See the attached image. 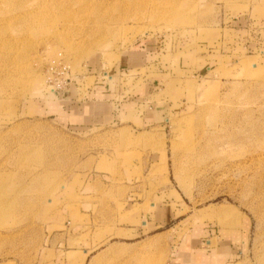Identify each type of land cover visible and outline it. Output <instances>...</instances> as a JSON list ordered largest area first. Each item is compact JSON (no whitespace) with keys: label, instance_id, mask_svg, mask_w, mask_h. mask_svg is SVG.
Masks as SVG:
<instances>
[{"label":"rangeland","instance_id":"obj_1","mask_svg":"<svg viewBox=\"0 0 264 264\" xmlns=\"http://www.w3.org/2000/svg\"><path fill=\"white\" fill-rule=\"evenodd\" d=\"M38 1L0 0V264H175L192 235L264 264V0ZM52 66L130 108L61 123Z\"/></svg>","mask_w":264,"mask_h":264},{"label":"crops","instance_id":"obj_2","mask_svg":"<svg viewBox=\"0 0 264 264\" xmlns=\"http://www.w3.org/2000/svg\"><path fill=\"white\" fill-rule=\"evenodd\" d=\"M149 53L137 50L126 54L118 66L119 73H122L121 69L130 71L147 63ZM68 78V85L59 91L44 84L38 97L42 109L50 115H55V118L67 126L91 128L108 119L119 117L130 108L132 102L125 99V94H121V83L116 75L99 78L94 80L93 84L87 83L85 79ZM195 238L196 236L192 235L187 239L189 244L185 245L186 257H178L175 264H191L192 261L196 264H229L226 260L233 255V242L219 239L215 244L209 241L207 246H203L202 241L195 244Z\"/></svg>","mask_w":264,"mask_h":264},{"label":"built area","instance_id":"obj_3","mask_svg":"<svg viewBox=\"0 0 264 264\" xmlns=\"http://www.w3.org/2000/svg\"><path fill=\"white\" fill-rule=\"evenodd\" d=\"M58 67L59 66H52L50 70H48V73H52V75L57 74V76H60L56 78V80L48 79L54 85V89L57 91L62 90L68 83V78L66 75L67 69L61 66L59 67V72H58L57 71Z\"/></svg>","mask_w":264,"mask_h":264},{"label":"bare ground","instance_id":"obj_4","mask_svg":"<svg viewBox=\"0 0 264 264\" xmlns=\"http://www.w3.org/2000/svg\"><path fill=\"white\" fill-rule=\"evenodd\" d=\"M47 0H39L38 2H37V5H36V8L35 9H38V8H41L40 10H37L38 12H34L35 11V9L34 10H32V12H34V13H37L36 14V20H37V22L36 23H39V22H41L42 20H44V18H42V13H43V7L47 4ZM98 6H95L94 8H93V12L95 13V15H96V18H99V17H101L102 16V14H103V12L99 9V8H97ZM30 16H31V14H30ZM34 16V15H33ZM93 19V17L90 19V20H88V21H85V22H81V20H80V23H81V25H87L88 23H91V21H98V20H92ZM23 20V19H22ZM35 21V20H34ZM32 24V23H31ZM112 29V27H110V30ZM108 31H109V26H108Z\"/></svg>","mask_w":264,"mask_h":264}]
</instances>
